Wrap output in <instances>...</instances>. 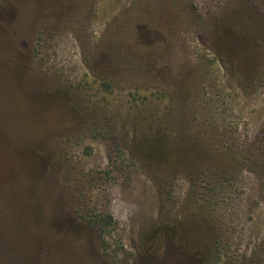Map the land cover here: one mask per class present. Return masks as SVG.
I'll list each match as a JSON object with an SVG mask.
<instances>
[{"label":"rangeland","instance_id":"1","mask_svg":"<svg viewBox=\"0 0 264 264\" xmlns=\"http://www.w3.org/2000/svg\"><path fill=\"white\" fill-rule=\"evenodd\" d=\"M0 264H264V0H0Z\"/></svg>","mask_w":264,"mask_h":264},{"label":"trees","instance_id":"2","mask_svg":"<svg viewBox=\"0 0 264 264\" xmlns=\"http://www.w3.org/2000/svg\"><path fill=\"white\" fill-rule=\"evenodd\" d=\"M94 217H95L94 223L98 226V228L101 229V231H103L105 227L115 223V220L110 214H105V215L96 214Z\"/></svg>","mask_w":264,"mask_h":264}]
</instances>
